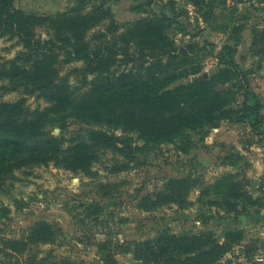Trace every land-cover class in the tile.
Instances as JSON below:
<instances>
[{
  "label": "trees",
  "instance_id": "1",
  "mask_svg": "<svg viewBox=\"0 0 264 264\" xmlns=\"http://www.w3.org/2000/svg\"><path fill=\"white\" fill-rule=\"evenodd\" d=\"M13 1L0 0V36L16 38L23 51L0 62V79L7 80V90L37 93L47 105L30 110L23 98L0 101V189L7 179H16L15 169L34 164L54 162L74 173L94 176L92 164L104 150L122 157L110 165L111 172L131 168L133 154L141 146H157L161 150L160 145L173 143L177 153L188 155L195 148L190 132H196L202 140L221 121L246 123L255 135L263 134L261 97L232 56L247 16L230 21L236 37L228 35L233 43L218 50V67L204 78L198 74L202 68L200 52L205 46L196 42L175 44L168 36L175 18L161 11H152L118 32L119 24L110 8L115 0H75L69 10L55 14L12 9ZM188 3L204 24H213L217 8L224 6V0ZM105 21L104 29L87 36ZM37 28H44L47 37L39 36ZM258 28L255 25L251 31L252 47L264 46V30ZM206 45L212 53L213 44ZM74 61L82 62L81 67L72 68L81 86L86 87L81 92L66 75L59 74L61 64ZM118 62L132 64L127 69L112 71ZM188 76H192L189 82L175 84ZM238 95L241 101L237 100ZM70 116L105 129H89L83 139L73 140L63 148L61 135L51 131L58 127L61 133ZM108 129L133 132L142 145L132 146L127 134L118 136ZM223 160V165L231 170L223 171L212 182H204L193 171L165 177L159 187L140 195L138 207L186 208L192 203L190 192L197 190V201L232 213L233 218L264 209V191L258 186L260 192L254 196L249 190L250 179L242 175L251 164L237 151L225 155ZM99 189L105 196L114 188L101 183ZM60 233L59 227L37 221L19 237L1 238L0 252L35 259L37 250L32 252L31 247L55 242ZM244 238L242 228L227 229L222 237L210 231L161 232L141 241L105 240L97 242L96 247L104 264H121L116 255L126 253H131L140 264H218ZM248 257V261L253 259ZM227 261L231 263L230 258ZM253 262L258 261L248 264Z\"/></svg>",
  "mask_w": 264,
  "mask_h": 264
},
{
  "label": "rangeland",
  "instance_id": "2",
  "mask_svg": "<svg viewBox=\"0 0 264 264\" xmlns=\"http://www.w3.org/2000/svg\"><path fill=\"white\" fill-rule=\"evenodd\" d=\"M74 2L75 0H14L11 8L26 13L55 14L69 10ZM238 3L241 2L224 0V6H219L216 10L213 24L202 23L188 0H115L110 3V8L113 19L119 24L118 32L152 11H161L174 17L168 36L175 44L196 42L205 46L200 52L202 68L198 75H202L209 69L214 71L218 67L215 58L218 50L224 44L233 43L228 37H236L230 24L233 18L247 16L250 27L258 25V29L264 30V6L242 3L238 7ZM106 23L105 21L94 27L87 36L104 29ZM36 32L42 38L47 37L44 28H37ZM207 43L213 44L212 53L209 52ZM238 46L239 43L232 56L241 69L245 63L264 61L263 45L250 46L244 55L238 51ZM20 51H23V47L16 38L0 36V62H7ZM131 64L119 65L118 62L111 70L118 72L131 67ZM81 66L82 62L74 61L61 64L59 68L60 76L66 75L70 84L80 92L86 87L81 86L79 77L72 72V68ZM246 73L251 87L261 96L252 84L253 78L260 74H252L249 69ZM191 79L192 76H188L175 84L186 83ZM254 83L259 88L257 81ZM7 87V80L0 79V101L23 98L24 105L30 110L47 105L45 99L37 93H25L22 89L9 91ZM262 97L264 98V93ZM241 99L238 95L237 100ZM261 111L264 115V105ZM89 129L105 127L86 124L70 116L65 119L61 133L58 127H54L51 133L61 135L64 148L73 140L83 139ZM108 131L118 136L127 134L132 139V146L142 145V141L133 132H122L120 129ZM190 135L195 143L190 154L177 153L173 143L160 145L161 150L157 146H141L133 154L131 168L119 172H111L110 165L120 161L122 157L109 150L100 152V157L92 164V169L96 172L94 176L74 173L54 162L15 169L13 172L16 179H7L3 189H0V239L19 237L23 230L41 220L59 227L61 233L55 242L33 245L32 252L37 250L35 259H27L25 254L4 255L0 252V264H104L97 251V242L141 241L151 239L161 232L210 231L222 237L224 231L230 228H242L245 238L248 233L251 234L250 229L257 228L256 241L261 245L244 249L236 246L233 250L236 251L235 257L264 255V209L233 218L232 213H224L214 206H206L197 201V190L190 192L189 200L192 203L186 208L166 205L144 210L143 207H138L140 195L159 187L165 177L183 176L193 171L200 174L204 182H212L223 171L231 170L223 165L226 164L223 157L231 152H240L249 164H264V130L261 136H257L246 123L221 121L202 140L196 132H190ZM251 168L252 165L242 175L249 178V174L252 175ZM101 183L111 185L114 188L112 193L102 196L99 189ZM258 186L262 188L261 181L252 189L255 191L252 193L254 196L257 195L255 188ZM242 244L241 242L239 245ZM231 254L232 251L229 256ZM42 257L44 259L38 262ZM116 258L121 264H140L131 253L117 254ZM240 264H248V259Z\"/></svg>",
  "mask_w": 264,
  "mask_h": 264
},
{
  "label": "crops",
  "instance_id": "3",
  "mask_svg": "<svg viewBox=\"0 0 264 264\" xmlns=\"http://www.w3.org/2000/svg\"><path fill=\"white\" fill-rule=\"evenodd\" d=\"M249 22V20L245 21V26L244 29L241 32L240 35V42H239V52L241 54H247L248 50L250 49L251 43H252V35H251V31H252V27H250L251 24H247ZM253 66L255 68H253ZM243 70L247 71L248 69L252 72V74H260V76H258L257 78H253L252 80V84L254 85V89L258 92H260L261 96L264 93V61H256L254 64L252 62H248L245 63L244 65L241 66ZM257 70V71H254ZM255 81H257V83L259 84V88H257L256 84L254 83ZM260 89V90H258ZM260 96V97H261ZM263 97L261 98L262 103L264 105L263 102ZM252 165V172L250 175L249 174V179H250V186H249V190L251 191V193H254L255 191L252 190L254 185L259 183L261 181L262 183V190L264 191V164H251ZM257 189V188H255ZM257 195L259 194L260 191L256 190ZM242 227V226H239ZM251 234L248 233V235L246 236V238H244V240L242 241V245H238L239 249H244L245 247H256L258 245V242L256 241L257 239V228H252L250 229ZM259 246V245H258ZM261 246V245H260ZM259 246V247H260ZM235 250V249H234ZM234 253H236V251H232V254L229 256V253L226 254V256L224 258H222L218 264H231L228 263L227 259H229L231 256L235 255ZM258 256V255H256ZM259 256H262L263 260L262 261H258V262H253L251 264H264V255L260 254Z\"/></svg>",
  "mask_w": 264,
  "mask_h": 264
},
{
  "label": "built area",
  "instance_id": "4",
  "mask_svg": "<svg viewBox=\"0 0 264 264\" xmlns=\"http://www.w3.org/2000/svg\"><path fill=\"white\" fill-rule=\"evenodd\" d=\"M239 2H241V3L240 4L238 3V7H241L242 3L248 4V5L252 4L254 6H264V0H239ZM230 260H231V264H240L242 261H247V258L244 255H242L241 257L231 256ZM251 260L262 261L263 258H262V256L258 255V256L253 257V259H251ZM250 261H248V262H250Z\"/></svg>",
  "mask_w": 264,
  "mask_h": 264
},
{
  "label": "water",
  "instance_id": "5",
  "mask_svg": "<svg viewBox=\"0 0 264 264\" xmlns=\"http://www.w3.org/2000/svg\"><path fill=\"white\" fill-rule=\"evenodd\" d=\"M213 73V69L211 68V69H209L207 72H204L203 74H202V76L204 77V78H206V77H208V75H210V74H212ZM228 254V253H227Z\"/></svg>",
  "mask_w": 264,
  "mask_h": 264
}]
</instances>
